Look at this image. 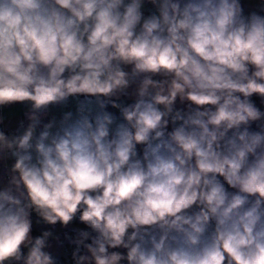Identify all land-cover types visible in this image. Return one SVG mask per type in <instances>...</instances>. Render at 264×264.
<instances>
[{"label":"clouds","instance_id":"9594fccd","mask_svg":"<svg viewBox=\"0 0 264 264\" xmlns=\"http://www.w3.org/2000/svg\"><path fill=\"white\" fill-rule=\"evenodd\" d=\"M0 264H264V0H0Z\"/></svg>","mask_w":264,"mask_h":264}]
</instances>
